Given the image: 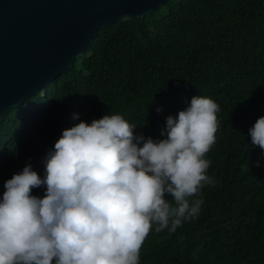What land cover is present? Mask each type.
Here are the masks:
<instances>
[{
	"label": "trees",
	"instance_id": "16d2710c",
	"mask_svg": "<svg viewBox=\"0 0 264 264\" xmlns=\"http://www.w3.org/2000/svg\"><path fill=\"white\" fill-rule=\"evenodd\" d=\"M198 95L221 109L205 157L214 184L189 199L203 200L195 219L150 232L140 264H264V152L249 135L264 117V0H168L102 26L68 72L0 117V198L29 164L43 179L64 130L121 114L135 135L160 140Z\"/></svg>",
	"mask_w": 264,
	"mask_h": 264
},
{
	"label": "clouds",
	"instance_id": "9594fccd",
	"mask_svg": "<svg viewBox=\"0 0 264 264\" xmlns=\"http://www.w3.org/2000/svg\"><path fill=\"white\" fill-rule=\"evenodd\" d=\"M220 110L195 96L166 118L164 138L155 141L135 135L137 126L121 114L64 130L43 179L29 164L4 183L0 264H140L153 229L171 234L199 215L203 200L189 199L214 184L205 157L216 143ZM249 135L264 152V117ZM40 187L43 198L31 194Z\"/></svg>",
	"mask_w": 264,
	"mask_h": 264
},
{
	"label": "water",
	"instance_id": "95a60500",
	"mask_svg": "<svg viewBox=\"0 0 264 264\" xmlns=\"http://www.w3.org/2000/svg\"><path fill=\"white\" fill-rule=\"evenodd\" d=\"M167 1L0 0V117L68 72L102 26Z\"/></svg>",
	"mask_w": 264,
	"mask_h": 264
}]
</instances>
